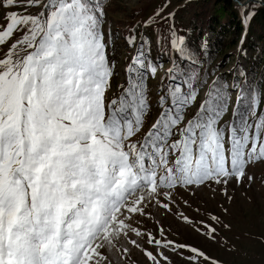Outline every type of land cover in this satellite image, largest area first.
I'll return each mask as SVG.
<instances>
[{
  "label": "snow or ice",
  "instance_id": "6c2138e0",
  "mask_svg": "<svg viewBox=\"0 0 264 264\" xmlns=\"http://www.w3.org/2000/svg\"><path fill=\"white\" fill-rule=\"evenodd\" d=\"M20 6L0 0V8ZM23 7L41 10L10 11L0 30V46L22 33L0 59V264H112L102 250L126 257L121 238L140 247L130 234L167 248L174 242L143 233L134 217L152 203L170 211L178 186L240 181L249 164L264 161V112L252 89L239 90L231 121L221 125L230 95L217 78L185 122L207 81L183 36L171 32L159 115L141 135L152 107L147 73L155 77L158 67L146 42L126 69L127 87L108 99L115 65L104 40L105 0H27ZM127 39L135 44V36ZM188 250L190 259H209Z\"/></svg>",
  "mask_w": 264,
  "mask_h": 264
},
{
  "label": "rangeland",
  "instance_id": "374dc122",
  "mask_svg": "<svg viewBox=\"0 0 264 264\" xmlns=\"http://www.w3.org/2000/svg\"><path fill=\"white\" fill-rule=\"evenodd\" d=\"M230 1L237 5L241 16L239 21L244 28L252 9L264 7L259 4V1L264 3V0H249L243 5H239L235 0ZM17 4L21 6L0 8V30L6 25V14L10 11L36 15L41 10L37 7H23L27 4V0H17ZM219 5L215 0H112L105 5L104 40L108 45L109 60L115 65L107 98L118 96L122 91L121 85L127 87L126 69L137 55L142 42H146L145 52L158 65L155 77L150 72L147 73L146 90L152 107L145 118L141 135L159 115L157 102L161 83L162 81L165 85L168 83L165 77L172 63L171 57L174 55L170 45L171 32L175 31L184 39L186 33H188L187 36L193 35L190 39H194L196 43L202 36L203 44H211L214 41V32L210 29L213 27L218 29L220 21L215 22L209 16H214L213 13ZM161 8L163 11L156 16L155 13ZM149 17H152L154 22L145 26ZM257 30L258 28L255 27V31ZM243 33L244 31L241 30L238 38L234 37L232 40L234 45L228 48L221 47V51L210 54V57H206L204 51L198 52L203 45L197 48L196 55H192L198 61L196 69H200L199 77L206 79L207 83L199 89L196 103L187 109L185 122L195 115L214 79L230 72L236 62L241 63L242 73L248 69L249 59L254 50L243 45ZM21 35V32L15 33L12 40L0 46V59L4 58L11 43L19 39ZM129 36L136 37L135 44L129 45L127 39ZM225 37L226 40L220 37L221 46L230 43L232 33ZM200 60L207 61L208 65L202 68ZM177 62L182 63L179 59ZM233 85L230 80L225 83L230 95V103L227 113L220 122L221 125L232 119L234 98L238 95V85L235 90ZM260 111L264 112V104L260 103ZM249 176L253 179L249 180ZM160 199L164 203H169L163 197ZM170 208L169 211L152 203L145 209L147 215L134 217L136 221L134 226L145 234L151 233L153 237L161 241H173L174 245L167 248L157 247L147 242V235L137 237L130 234V238L136 240L140 247L137 248L128 240L121 238L118 247L129 250L126 257H122L121 253L116 252L115 249L112 252H108L107 249L102 250L112 264H152L141 249L157 255L160 264H213V262L215 264H264V161L249 164L244 178L240 181L233 178L227 184L208 182L200 187L178 186L173 190ZM183 216L188 217L190 222H185ZM209 228H214L215 232L210 233ZM175 245L188 247L173 251ZM189 247L197 248L209 259L204 260L203 257L190 259L195 254L188 250ZM160 253H163L167 260L161 258Z\"/></svg>",
  "mask_w": 264,
  "mask_h": 264
},
{
  "label": "trees",
  "instance_id": "16d2710c",
  "mask_svg": "<svg viewBox=\"0 0 264 264\" xmlns=\"http://www.w3.org/2000/svg\"><path fill=\"white\" fill-rule=\"evenodd\" d=\"M112 0H105V5H107ZM216 4H220L219 8H216L213 15H210V18H213L214 21H220L219 28H211V32H214V41L210 44L207 43L204 47H201L198 52H206L205 56L210 57V54L214 52L221 51V47L228 48L234 45V37L239 33L244 31L243 39L244 46L253 49L251 58L249 59L248 69L242 73L243 69L241 63L236 62L235 66L228 73L219 75V81L222 85L225 86L227 80H230V83L238 85V90L241 88L245 89L246 93L248 89L254 90V92L260 97L261 105L264 104V7H258L252 9V13L246 19V28L241 27L240 24V13L238 12L237 5L230 0H215ZM228 7H227V6ZM118 7V6H117ZM119 8V7H118ZM219 10V11H218ZM222 18V19H219ZM227 23V25H225ZM213 25V24H211ZM197 26V25H196ZM199 27V26H197ZM231 27V28H230ZM255 27L258 28L255 31ZM202 33V32H201ZM232 33L230 43L221 46V38H226L228 34ZM185 34V46L191 55H196L197 48L203 45V37L201 36L196 43L192 38L193 35L187 36ZM226 40V39H225ZM237 41V39H236ZM195 60L196 58L193 57ZM176 59H179L177 56ZM201 67L205 68L208 65L207 61H201ZM183 67V62L181 63ZM197 73L200 72V69L195 70ZM200 74V73H198ZM217 77V78H218Z\"/></svg>",
  "mask_w": 264,
  "mask_h": 264
},
{
  "label": "water",
  "instance_id": "95a60500",
  "mask_svg": "<svg viewBox=\"0 0 264 264\" xmlns=\"http://www.w3.org/2000/svg\"><path fill=\"white\" fill-rule=\"evenodd\" d=\"M236 1V3H238L239 5H243V4H245L247 1H249V0H244V1H242V2H240V1H238V0H235ZM259 4L260 5H264V3L262 2V1H259Z\"/></svg>",
  "mask_w": 264,
  "mask_h": 264
}]
</instances>
